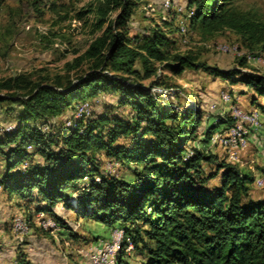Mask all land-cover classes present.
I'll use <instances>...</instances> for the list:
<instances>
[{
    "label": "trees",
    "instance_id": "trees-1",
    "mask_svg": "<svg viewBox=\"0 0 264 264\" xmlns=\"http://www.w3.org/2000/svg\"><path fill=\"white\" fill-rule=\"evenodd\" d=\"M103 1L94 24L101 32L69 64L88 61L75 79L69 73L53 80H34L27 72L0 76V105H5L6 113L18 107L11 128L2 126L0 118V183L10 193L35 197V210L45 211L65 227L68 221L56 210L59 202L110 225L121 221L135 249L146 255L144 264H264V198L249 196L254 172L206 148L189 149L204 110L186 105L178 91L177 101L152 91L163 84L160 68L180 74L203 67L250 85L256 92L253 102L264 112V73L244 70L243 56L238 67L229 69L201 62L193 50L180 52L177 38L158 24L130 35L128 25L138 0ZM4 2L0 0V9ZM28 3L38 15L43 14L42 4L56 12L62 5L58 0ZM188 6L195 7L190 31L197 25L205 34L229 29L250 46L264 49V18L241 9L234 0H189ZM92 9L79 10L78 18ZM151 77L155 78L144 82ZM106 91L117 93L116 100L111 104L101 100L105 108L100 112L71 124L50 122L48 131L40 125L65 114L75 101ZM232 122L226 115L208 123L205 143L219 126ZM99 149L136 163L134 178L102 171L93 155ZM35 154L42 158L34 160ZM25 160L30 165L20 167ZM86 177L82 187L80 181ZM216 177L219 182H212ZM27 217L33 224L32 213ZM126 255L122 250L118 264H128ZM18 262L31 264L25 254Z\"/></svg>",
    "mask_w": 264,
    "mask_h": 264
},
{
    "label": "rangeland",
    "instance_id": "rangeland-1",
    "mask_svg": "<svg viewBox=\"0 0 264 264\" xmlns=\"http://www.w3.org/2000/svg\"><path fill=\"white\" fill-rule=\"evenodd\" d=\"M164 1L166 0H138L128 25L129 34L148 32L151 27L158 24L169 31L170 37L177 38L176 46L180 52L193 50L197 53L201 62L229 69L238 67L239 60L243 56L247 60V66L243 67L244 70H257L264 73V49L260 45L250 46L249 43L243 41L239 34L232 30L226 29L215 34H205L202 32L201 27L197 25L196 30H191L190 40L188 42L182 41L178 35V30H176L181 17L178 14V7L186 6L189 0H172L174 9L171 12L164 10ZM58 2L63 5L60 6L59 11L56 12L49 8V4H42L43 14L38 15L36 8L31 6L28 0H5L0 9V76L27 72L34 80L43 78L53 80L58 76L65 79L69 73L75 79L77 73H82L87 69L88 61L86 60L75 67H70L69 64L75 62L76 58L83 54L88 47L92 38L101 32V29H96L94 24L99 16L97 8L103 5L104 1L58 0ZM234 3L241 9L250 10L258 17L264 18V0H234ZM151 5L155 9H152ZM88 7L93 9L82 18H78L77 12ZM114 13L115 11H112V15ZM220 44L230 45L234 49L230 51L220 50L218 47ZM159 74V80L163 84L153 86L152 91L154 93L161 95L160 97L166 100L174 99L177 101L178 99L175 98L176 92L174 98L172 94L165 92L168 89H174L180 93L181 101L186 105L201 107L204 110V121L197 126L196 134L188 141L187 147L189 149L192 146L203 147L201 144H206L204 132L209 121L215 122L220 114L219 111H225L218 101H212L219 96L222 90L239 93L241 86H245V88H248L246 99L248 102L251 101L252 94H255L254 88L242 85V83L232 86L231 83H235L232 80L228 78L225 80L223 76L214 74L203 67L200 69L187 68L180 74H176L170 68L165 67L159 69ZM153 78L155 77L144 79V82L149 83ZM157 87L163 88L164 91L162 93L155 92L154 88ZM176 87H179V89L177 90ZM116 96L117 93L106 91L94 98L77 100L65 114L51 119L49 123L55 121L60 124L64 120L68 121L69 119L74 120L81 116H88L93 111L100 112L105 108L104 102L100 104L101 100L106 99L108 104H111L109 101H115ZM213 102L218 103L217 110L211 107ZM240 103L243 105V101H240ZM84 106L89 107L91 113L83 112V114L79 113L78 116H75ZM4 108L5 105H0L1 124L8 128L13 126L17 120L18 107L15 105V109L9 113H6ZM129 109L130 107L124 108L125 111ZM225 112H228V110ZM259 136L262 141L261 148L253 147L251 149L245 162L243 164L239 163L241 169L251 170L252 172L259 170L264 173V134ZM32 148L33 145L29 146V149ZM203 148L212 152L216 150V148L214 149L208 145ZM216 152L219 154V151ZM93 155L95 156V162L99 164L101 170L105 173L128 180L134 178L133 168H135L136 163L120 161L115 156L109 155L105 149H99ZM220 156L226 158L224 153ZM1 158L0 156V164H2ZM41 158L39 154H35L34 160ZM29 165L30 160H25L20 164V167L26 168ZM254 176L256 177L255 174ZM87 180L85 178L80 181V185L83 187L84 184H87ZM219 180V177H216L212 182L218 183ZM4 191L6 190L2 185L0 198ZM72 194L74 197L77 192L75 191ZM249 196L256 199L264 198V187L259 188L253 182ZM14 207L12 204L3 210V214L1 213L3 219L0 221V264H19L18 258L23 254L26 255L30 251V247L36 242L31 235L32 231L21 237L13 232L14 217L17 214L28 215L27 209H15ZM36 221L32 224V230L38 228L36 224L39 225V223L38 221L36 223ZM42 229L51 231L43 227ZM42 246H45V244Z\"/></svg>",
    "mask_w": 264,
    "mask_h": 264
},
{
    "label": "built area",
    "instance_id": "built-area-1",
    "mask_svg": "<svg viewBox=\"0 0 264 264\" xmlns=\"http://www.w3.org/2000/svg\"><path fill=\"white\" fill-rule=\"evenodd\" d=\"M151 7L153 6L151 5ZM163 8L171 12L174 9L172 0L164 1ZM152 9L155 8L153 7ZM178 9V14L181 15L179 18L178 35L182 41L188 42L191 35L189 20L195 11V7H189L188 4H186V6H179ZM218 47L223 51L234 49L232 46L225 44H220ZM235 49H237V47H235ZM154 90L160 93L164 91V89L160 87L154 88ZM165 92L172 94L174 98V89H168ZM220 97L225 103L229 104V109L228 112L219 111L220 114L215 121H219L221 117L230 115L233 118V122L219 126L212 135L211 143L213 145H220L225 149L227 160L242 164L241 152L249 146L252 131L262 124V110L258 107L246 109L235 101L232 92L229 90H222L220 92ZM211 107L217 110L218 103L213 102ZM83 112L90 114L91 110L87 106L81 107L80 111L75 114V116H78L79 113L83 114ZM67 123L71 124L72 120L69 119ZM40 125L45 131L50 129L49 121L43 122ZM29 146L31 147V145ZM96 178L98 180L100 179L99 176ZM254 183L259 188L264 187V173L256 175ZM0 188H2L1 183ZM36 215L39 225L47 230L55 231L61 226L55 218L45 211H38ZM12 230L21 237L32 231V222L25 214H17L13 219ZM122 250H125L127 254L133 252L135 250V243L132 236L127 233L124 224L115 223L111 227L109 237L102 238L88 247V259L84 264H118Z\"/></svg>",
    "mask_w": 264,
    "mask_h": 264
},
{
    "label": "crops",
    "instance_id": "crops-1",
    "mask_svg": "<svg viewBox=\"0 0 264 264\" xmlns=\"http://www.w3.org/2000/svg\"><path fill=\"white\" fill-rule=\"evenodd\" d=\"M225 80L227 79L225 78ZM240 83H242V85H246L247 87H251L250 85L241 81L231 83V85L236 86ZM232 94L235 101H237L238 103H240V101H243V105L241 103L240 105H242L246 109H252L254 107L259 108V106L253 102L254 94H252V99L250 102L246 101L248 88H245V86H241L239 93L232 92ZM218 97L211 100L218 101L222 105V108L227 111L229 109V104L225 103L221 99L220 94ZM259 99L262 100V97H259ZM261 117L263 123L260 127L255 128L252 131L250 135L249 146L241 152L243 163L245 162L246 157L250 154V151L253 147L261 148L262 141L259 135L264 134L263 111ZM209 123H211V121H209ZM201 145H203V147H206V145H208L214 149L216 148V150H213V152L219 151L220 155H222L223 153L224 155H226L225 149L220 145H212L211 142ZM1 163L2 164H0V167H2L3 161ZM261 172L262 171L257 170L254 172V174L259 175L261 174ZM37 202L38 200L32 196H24L20 193H10L8 191H4L0 198V221L3 219V210L7 209V207L12 204L15 206V209H27L29 213H32L33 220L36 221L37 210H35L34 206ZM56 210L68 221L69 227L61 225L55 231L49 232L44 231L41 226L36 224L38 228L33 229L31 233L33 239L36 240V242H34L35 244L30 247V251L27 252L28 254L25 252L27 258L31 261V264H84V262H86L88 259V247L92 243H96L102 238L109 237L112 225L105 223L104 221L97 220L88 215L78 214L76 209L64 207L61 202L56 205ZM117 223H121V221ZM76 233L80 236H78ZM43 244H45V246H42ZM146 258V255L138 251L137 249L125 256L128 264H144Z\"/></svg>",
    "mask_w": 264,
    "mask_h": 264
}]
</instances>
